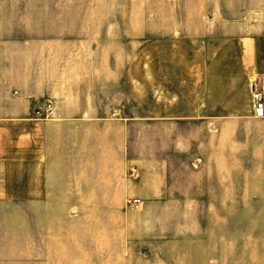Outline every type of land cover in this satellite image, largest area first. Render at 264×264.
Returning <instances> with one entry per match:
<instances>
[{"label":"rangeland","instance_id":"rangeland-1","mask_svg":"<svg viewBox=\"0 0 264 264\" xmlns=\"http://www.w3.org/2000/svg\"><path fill=\"white\" fill-rule=\"evenodd\" d=\"M176 1L105 0L116 4L104 14L117 12L123 30ZM148 38L105 40L104 55L83 57L104 81L106 114L131 122L120 195L16 200L1 220L0 264H264V119L234 120L225 133L167 118L165 96L207 57L188 54V41Z\"/></svg>","mask_w":264,"mask_h":264},{"label":"crops","instance_id":"crops-1","mask_svg":"<svg viewBox=\"0 0 264 264\" xmlns=\"http://www.w3.org/2000/svg\"><path fill=\"white\" fill-rule=\"evenodd\" d=\"M115 4L0 0V224L16 200L120 195L131 122L106 114L104 81L83 59L104 55L105 40L171 38L207 57L165 96L167 118L219 122L225 133L234 120L264 119L252 96L257 89L264 99V0H177L175 11L146 12L143 23L130 17L123 30L117 12L104 14ZM48 102L51 114L39 117ZM13 184L33 187L14 193ZM4 249L0 239V257Z\"/></svg>","mask_w":264,"mask_h":264},{"label":"built area","instance_id":"built-area-1","mask_svg":"<svg viewBox=\"0 0 264 264\" xmlns=\"http://www.w3.org/2000/svg\"><path fill=\"white\" fill-rule=\"evenodd\" d=\"M253 108H254V113L257 117H262L264 116V99L262 92L254 89L253 93ZM49 114H51L53 110V105L51 103L46 104V109H45ZM37 114H41L40 110L36 111ZM135 202H137V199H134Z\"/></svg>","mask_w":264,"mask_h":264}]
</instances>
